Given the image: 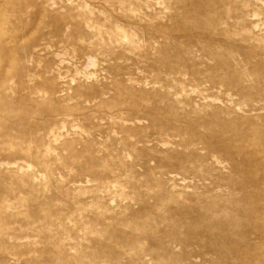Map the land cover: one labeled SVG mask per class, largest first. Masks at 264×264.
Returning a JSON list of instances; mask_svg holds the SVG:
<instances>
[{
  "label": "rangeland",
  "instance_id": "374dc122",
  "mask_svg": "<svg viewBox=\"0 0 264 264\" xmlns=\"http://www.w3.org/2000/svg\"><path fill=\"white\" fill-rule=\"evenodd\" d=\"M96 257L264 264V0H0V264Z\"/></svg>",
  "mask_w": 264,
  "mask_h": 264
},
{
  "label": "bare ground",
  "instance_id": "6f19581e",
  "mask_svg": "<svg viewBox=\"0 0 264 264\" xmlns=\"http://www.w3.org/2000/svg\"><path fill=\"white\" fill-rule=\"evenodd\" d=\"M61 252V251H60ZM116 257V256H115ZM131 258V257H130ZM133 258H131L130 260H132ZM126 262V261H125ZM115 262L113 261H108L107 263L105 262V260H99L97 257L93 260L92 264H114Z\"/></svg>",
  "mask_w": 264,
  "mask_h": 264
}]
</instances>
